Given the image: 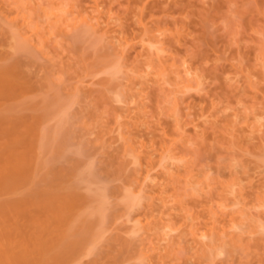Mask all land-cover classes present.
Listing matches in <instances>:
<instances>
[{
    "label": "rangeland",
    "instance_id": "374dc122",
    "mask_svg": "<svg viewBox=\"0 0 264 264\" xmlns=\"http://www.w3.org/2000/svg\"><path fill=\"white\" fill-rule=\"evenodd\" d=\"M0 72L3 244L264 264V0H0Z\"/></svg>",
    "mask_w": 264,
    "mask_h": 264
},
{
    "label": "bare ground",
    "instance_id": "6f19581e",
    "mask_svg": "<svg viewBox=\"0 0 264 264\" xmlns=\"http://www.w3.org/2000/svg\"><path fill=\"white\" fill-rule=\"evenodd\" d=\"M96 9H98V8H96ZM0 74H1V72H0ZM0 118H1V113H0ZM3 149H4V146L2 147L0 144V174H1L0 175V182L1 183H5L6 182V181H4V180H6L5 178L16 175L20 171V168L18 167L19 164L17 165L18 162L17 163L16 162H10L9 160H12V159H9L7 161V158L10 157L9 151H6V149H4L6 151V153H8V155H9L8 156V155L4 154ZM3 154L5 156H8L6 158V160L5 159L3 160V156H4ZM2 161H4L5 163L1 164ZM24 170L25 169H23V171ZM12 182H13V180H12ZM6 185H7V183H6ZM6 185L2 184L1 186H3V187L0 186L1 187L0 190L2 188H4V186H6ZM125 197H126L125 201L128 204L127 209H129V208L133 209L136 206L140 205L141 198H139V196L137 197L136 195H132L130 192V194H126ZM101 202H103V200ZM100 205H101V203H99V206ZM48 206L50 208V204L47 205L46 207H48ZM8 208L10 210L13 209L12 207L10 208V206ZM16 208H17V206L14 209H16ZM4 209L6 210V208H4ZM69 218H71V217H69ZM69 218H68V220H69ZM68 220L65 223V224H67V226H65L61 231L62 234H61L60 238L57 239V241H52V242H49L48 244H46V243L41 244L39 246V248L37 249L36 253L28 252L27 249L24 247H18V248H16L15 246L12 247L11 246L12 242L5 245L0 241V264H67L70 261V259L73 257V255H75L77 253V251L79 250L80 245H81L80 239H76V240L75 239H73V240L69 239V236L71 235L70 231H69V230H71L70 224H73V223H72V221H71V223H69L70 220L69 221ZM0 233H1V231H0Z\"/></svg>",
    "mask_w": 264,
    "mask_h": 264
}]
</instances>
